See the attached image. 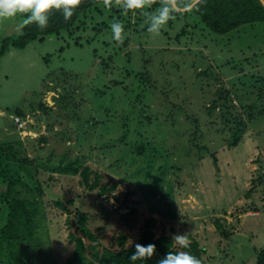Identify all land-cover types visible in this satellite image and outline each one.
<instances>
[{
	"label": "trees",
	"instance_id": "16d2710c",
	"mask_svg": "<svg viewBox=\"0 0 264 264\" xmlns=\"http://www.w3.org/2000/svg\"><path fill=\"white\" fill-rule=\"evenodd\" d=\"M163 2L164 0H149L150 6L144 9L124 11L121 7L123 0H110L107 6L105 0H81L69 21H64L62 12L53 10L48 27L41 29L35 23L23 24L21 33L6 37L0 47L1 63V57L9 48H25L35 40L44 41L48 37L62 39L65 45L63 44L58 52L64 53L67 46L89 45L95 40L98 41L97 38L101 39L106 49L93 50L92 57L94 60L99 59V63L96 64L92 75L86 73L90 67L82 72H72L62 67L56 73V76L63 77L61 86L65 95L80 107L79 113L76 111V148L80 151L87 146L91 135L89 128L95 126L97 121L103 129L112 128L115 137L110 140L112 143H120L125 149L131 140V155L146 154L147 161L142 171L147 175L155 173L156 182L160 186H163L162 181L166 179L170 168L174 172L183 171L185 167H191L207 157L217 162L220 156L218 146H239L246 134L248 123L264 115V74L261 73L246 74L243 77L234 75L231 85H222L214 91H202V86L196 85L193 87L192 102L186 98L182 103H175L177 101L172 99L171 91L160 89V79L155 77L150 68L154 51L146 54L145 47L141 48L143 43H140L136 36L148 30V13L154 12ZM188 3L190 0H182V5ZM26 15L19 16L23 19ZM175 18L182 23L177 39L188 40L189 34L203 35L204 30H209L220 36L221 42L225 38L226 46L229 44L228 39L236 34L240 44H248L246 48H261L260 45H264V6L259 4V0H203L192 11L180 9L175 13ZM175 18L169 22L175 23ZM116 21L124 25L125 31L121 41L113 39L110 25ZM247 37L249 42H245ZM80 38L83 41L79 40ZM131 39L139 42L141 46L126 51ZM216 41L218 42L217 39ZM229 57L232 60L229 61L230 65L232 64L235 70H246L242 65L243 61H239L236 56ZM256 58L252 57L248 62L255 63ZM56 76L50 75L51 80L46 87L49 91L57 90L61 93L59 82H54ZM83 81L92 84L88 87V94L85 93V96L88 95L86 100L76 94ZM254 88H258V92L255 93ZM160 92L165 100H161ZM203 96L209 97L211 102L203 104ZM78 97L79 101L84 99L82 103L77 100ZM251 97L254 99L246 104V100ZM45 104L41 106L51 112V108ZM164 106L169 109L162 113ZM242 108L248 115L240 110ZM34 109L35 106H31L29 111ZM114 111L117 112V117ZM13 114L22 120L29 116L27 110L21 109H17ZM163 114H166L165 117ZM182 115L184 117L180 118ZM213 115L215 117L212 123L207 126L208 121L204 119ZM10 122L13 123L9 124ZM131 124L135 126V131L129 139ZM7 125L11 126L10 132L7 131ZM16 126L14 119H10L3 128L2 135L0 131V264H59L49 252L41 256L50 248L46 246L50 243L47 241L48 229L46 233L41 234V226H44L47 213L39 197L45 192L51 197L56 196L51 201L53 208L55 207L53 211L61 208L67 213L73 212V216L66 218V224L71 230L70 236L71 240L75 241V248L66 258L65 264H158V260L169 251H190L201 260V264H210L209 261L213 257L208 256L207 248L196 238L188 240V248H181L163 227L160 234L157 232L160 228L157 225L158 219L154 217L144 219L139 227L140 234L130 241L129 232L137 226L138 221V209L130 205L135 202L131 198L132 191H120L117 180L103 182L105 174L102 170L92 164L85 165L89 157L85 152L70 157L65 155L54 164V169L59 172L79 174L84 189L78 191L76 184L70 182L69 188L63 190V193H49L50 185L46 180L39 181L37 174L43 172L40 166L50 162L28 156L25 140ZM36 127L31 125L34 130H37ZM11 132L16 133L12 135L14 133ZM118 133L119 135L115 136ZM44 139L42 137V140ZM215 141H218L217 144ZM175 157H178V160ZM129 158L123 159L121 156L112 164L119 167L121 161ZM95 189H98L96 193L93 192ZM112 194L118 203L114 211L119 213L118 220L126 228L121 227L108 243H103L101 235L96 234L97 231L101 232L102 228L98 227L95 231L91 229V224H94L98 217L92 214V211L85 210L87 204L82 201L95 196L90 203L95 201L102 210L101 213L108 219L112 209L107 204ZM102 195H106L105 199L101 198ZM125 208L130 210L120 212ZM49 212L52 211L49 209ZM216 222L222 227L219 219ZM222 233L228 235L225 229ZM104 236L102 234L103 239ZM137 243L155 244L157 251L150 259L132 262L129 257L135 251ZM37 248L46 250L34 255ZM31 255L36 256L33 262L29 261ZM256 264H264V248L256 252Z\"/></svg>",
	"mask_w": 264,
	"mask_h": 264
},
{
	"label": "rangeland",
	"instance_id": "374dc122",
	"mask_svg": "<svg viewBox=\"0 0 264 264\" xmlns=\"http://www.w3.org/2000/svg\"><path fill=\"white\" fill-rule=\"evenodd\" d=\"M178 20L175 18V23L172 24L168 21L158 34L146 30L136 36V39L143 43L141 48L145 47L146 54L154 51L150 68L155 77L160 79V89L171 91L172 99L177 101H174L175 103H182L186 98L194 101L193 87L196 85H201L202 91H214L222 85H231V80L236 75L243 77L246 74H264V56H261L264 54V45H260L261 48H246L248 44H240L236 34L228 39L229 46H226L225 38L221 42L220 36L204 29L203 35L189 34L188 40L177 39L179 27L182 26ZM22 25L23 19L19 15L0 21V47L6 37L20 34ZM79 40L83 41L82 38ZM97 40L89 45L67 46L64 53L58 50L65 45V41L54 37H48L44 41H32L25 48H9L1 57L0 63L1 135L5 125L10 119H14L17 129H20L19 133L25 140L28 156L50 162L40 166L43 172L37 174L39 181L46 180L50 185L49 193H63V190L69 188L70 182L76 184L78 191L84 189L79 174L59 172L54 169V164L65 155L70 157L85 152L89 156L85 165L92 164L102 170L105 174L103 182L117 180L120 191H132L131 198L135 202L130 205L138 209V221L137 226L129 232L130 241L140 234L139 227L144 219L154 217L158 219L159 234L163 227L172 237L186 235L188 240L196 238L207 248L208 256L213 257L209 261L210 264H256V252L264 248V115L258 116V119L254 118L256 122L248 123L246 134L239 146L230 148L227 144L219 145L217 150H220V156L217 162L207 157L202 162L199 160L193 167H185L183 171L174 172L170 168L166 179L162 181L163 186L156 182L155 173L147 175L142 171L147 161L146 154L131 155V140L125 149L120 143H112L110 140L115 138L112 128L103 129L97 121L95 126L89 128L91 135L87 146L79 151L76 148V111L79 113L80 107L65 95L61 86L63 77L56 76V73L62 67L72 72H82L90 67L86 73L92 75L96 64L99 63V59L94 60L92 57L93 50L106 49L101 39ZM139 42L131 39L126 51L140 47ZM245 42H249L248 37ZM124 54L123 51L122 55ZM229 56H236L239 61H243L242 65L246 70H235L232 64L230 65L229 61L232 60ZM252 57L256 58L255 63L248 62ZM134 59L138 60L137 57ZM51 74L56 76L54 82L60 83L58 87L61 93L57 90H47L46 84L50 82ZM90 82H81V88L76 90V94L85 100L88 96H85V93L88 94V87L92 85ZM253 90L258 92V88ZM161 95V100H165L163 93ZM252 97L246 100V104L251 103L254 99ZM203 98V104L211 102L209 97ZM79 99L78 97L77 100ZM43 104L48 105L51 112L41 106ZM31 106H35L32 112L29 111ZM17 109L27 110L29 116L22 120L13 114ZM168 109L164 106L162 113ZM240 110L248 115L244 108ZM114 112L117 117V112ZM165 115L163 114L164 117ZM17 117L25 121L22 122L23 126L21 122L17 124ZM183 117L184 115L180 118ZM214 117L215 115L207 116L204 119L208 121L207 126L212 123ZM11 123L13 122L9 124ZM31 125L37 126V130L32 129ZM131 125L129 139L135 131V126ZM11 130V126L7 125V131ZM16 132L11 133L15 135ZM117 135L119 133L115 136ZM42 137L45 139L42 140ZM217 142L215 141L216 144ZM121 156L123 159L130 158L121 161L119 167L114 166L112 162ZM175 158L178 160V157ZM97 190L93 192L96 193ZM105 197L106 195L101 196L102 199ZM53 198L56 196L51 197L48 192L39 197L47 213L44 226H41V234L46 233L48 229L47 241L50 243L46 246L50 248L49 251L37 248L34 255L45 251L42 256L49 252L56 262L65 264L66 258L75 248V241H72L70 236L71 230L66 224V218L73 216V212L67 213L61 208L53 211ZM94 198L95 196L88 198L82 203L87 204L85 210L92 211L91 213L98 217L94 224H91L92 231L101 227V232L97 231L96 234L101 235V242L108 243L113 234L124 227L118 220L119 213L114 211L118 203L112 194L107 204L112 212L107 219L95 201L90 203ZM129 210L130 208H125L120 212ZM217 219L222 227L217 225ZM223 229L228 235L222 233ZM102 234L105 235L104 239ZM5 253L7 255L6 251ZM35 258L36 256L31 255L29 261H35Z\"/></svg>",
	"mask_w": 264,
	"mask_h": 264
},
{
	"label": "clouds",
	"instance_id": "9594fccd",
	"mask_svg": "<svg viewBox=\"0 0 264 264\" xmlns=\"http://www.w3.org/2000/svg\"><path fill=\"white\" fill-rule=\"evenodd\" d=\"M203 0H190V3L182 5V0H164L161 6L147 15V29L150 33H159L161 27L170 19L175 18V13L183 7V11H192L197 8ZM81 0H0V21L15 18L18 15L27 14L23 18V24L35 23L39 28L44 29L49 25L50 15L55 11L62 12L65 22L69 21ZM110 0H105V5H109ZM259 4L264 6V0H259ZM149 5V0H123L121 5L124 11L144 9ZM143 14V12L141 13ZM113 39L122 40L125 31L124 25L113 22L111 25ZM181 248H188L189 242L186 235H175L173 237ZM155 244L135 245V251L130 255L132 262L138 259H150L156 253ZM158 264H201V260L190 251H169L158 260Z\"/></svg>",
	"mask_w": 264,
	"mask_h": 264
},
{
	"label": "built area",
	"instance_id": "2783aa9c",
	"mask_svg": "<svg viewBox=\"0 0 264 264\" xmlns=\"http://www.w3.org/2000/svg\"><path fill=\"white\" fill-rule=\"evenodd\" d=\"M17 121H18L17 124H19V122H21V126H23V125H22V124H23L22 122H25V121L20 120L19 117H17Z\"/></svg>",
	"mask_w": 264,
	"mask_h": 264
},
{
	"label": "water",
	"instance_id": "95a60500",
	"mask_svg": "<svg viewBox=\"0 0 264 264\" xmlns=\"http://www.w3.org/2000/svg\"><path fill=\"white\" fill-rule=\"evenodd\" d=\"M183 10V8H181Z\"/></svg>",
	"mask_w": 264,
	"mask_h": 264
}]
</instances>
